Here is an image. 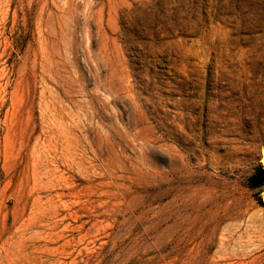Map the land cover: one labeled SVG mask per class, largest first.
<instances>
[{"label": "rangeland", "instance_id": "374dc122", "mask_svg": "<svg viewBox=\"0 0 264 264\" xmlns=\"http://www.w3.org/2000/svg\"><path fill=\"white\" fill-rule=\"evenodd\" d=\"M264 0H0V264H264Z\"/></svg>", "mask_w": 264, "mask_h": 264}, {"label": "trees", "instance_id": "16d2710c", "mask_svg": "<svg viewBox=\"0 0 264 264\" xmlns=\"http://www.w3.org/2000/svg\"><path fill=\"white\" fill-rule=\"evenodd\" d=\"M249 186L252 189H261L264 188V170L260 166L257 168L256 172L249 179ZM264 207V204L261 203Z\"/></svg>", "mask_w": 264, "mask_h": 264}, {"label": "water", "instance_id": "95a60500", "mask_svg": "<svg viewBox=\"0 0 264 264\" xmlns=\"http://www.w3.org/2000/svg\"><path fill=\"white\" fill-rule=\"evenodd\" d=\"M261 167L264 170V150L262 152V157H261ZM261 199H262V203L264 204V190L261 194Z\"/></svg>", "mask_w": 264, "mask_h": 264}]
</instances>
